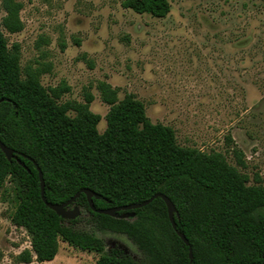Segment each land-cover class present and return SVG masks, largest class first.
<instances>
[{
	"label": "trees",
	"instance_id": "16d2710c",
	"mask_svg": "<svg viewBox=\"0 0 264 264\" xmlns=\"http://www.w3.org/2000/svg\"><path fill=\"white\" fill-rule=\"evenodd\" d=\"M6 12L3 26L10 33L23 30V3L1 0ZM137 13L166 17L169 0H125ZM20 46L9 47L0 30V139L17 154L29 156L41 167L45 196L63 203L82 188L94 190L98 208L139 203L161 192L175 204L173 227L163 198L134 210V217L119 218L90 208L85 193L75 204L86 208L100 231L126 235L142 252L135 260L121 249L106 252L105 242L93 231L76 227L82 216L63 219L42 197L39 171L19 155L10 161L0 148V190L6 180L14 187L17 205L12 222L27 230L32 248L21 262L52 261L60 241L101 255L94 264H264V176L250 183L248 174L232 165L221 152H206L178 142L175 129L153 122L143 101L134 94L119 99L110 83H99L102 100L110 106L107 128L100 132L101 115L85 102L62 101L69 85L45 87L39 73L23 76ZM245 167L243 151L234 150Z\"/></svg>",
	"mask_w": 264,
	"mask_h": 264
},
{
	"label": "rangeland",
	"instance_id": "374dc122",
	"mask_svg": "<svg viewBox=\"0 0 264 264\" xmlns=\"http://www.w3.org/2000/svg\"><path fill=\"white\" fill-rule=\"evenodd\" d=\"M24 28L10 33L0 0V30L9 47L20 46L23 76L39 73L45 87L67 84L62 101L85 102L107 128L110 106L100 95L106 81L119 99L134 94L155 122L172 126L178 142L217 151L254 183L264 176V0H169L166 17L137 13L125 0H19ZM243 151L246 166L234 150ZM12 183L0 190V264H94L97 252L60 241L57 256L20 261L31 237L11 216ZM76 227L93 231L106 252L121 249L139 261L142 252L126 236L100 231L82 207Z\"/></svg>",
	"mask_w": 264,
	"mask_h": 264
},
{
	"label": "water",
	"instance_id": "95a60500",
	"mask_svg": "<svg viewBox=\"0 0 264 264\" xmlns=\"http://www.w3.org/2000/svg\"><path fill=\"white\" fill-rule=\"evenodd\" d=\"M0 148L2 149L4 154L6 155L7 159H9L10 161H12L13 159H16L19 163H21L22 165H25L24 162H22L21 159L19 158V155H20V156L28 158L34 162L35 166L37 167V170L39 171L43 200L46 202V204L51 209H53L63 219L74 220V219H76L82 215V209H81L82 207L75 204L77 198L80 196L81 193L86 194L88 201H89L90 208L93 211H96V212L101 213V214H107V215H110L113 217H119V218L134 217L135 212H131V210L141 208V207L151 203L157 197L163 198L164 201L166 202L167 207H168L169 217H170V220H171L173 227L177 230V233L179 234V236L185 241V243L190 248V256L189 257H190L191 262H192V260L194 258L193 257L194 254H193V249L190 245V241L188 240L186 235L177 228V223L175 221V214L179 215L178 210H177L175 204L173 203V201L164 193L159 192V193L155 194L154 196L150 197L149 199H146V200L139 202V203H130V204H126V205L108 207V208H98L93 203V198L99 197L98 194L92 189L82 188L79 192H77L71 199H69L66 202L51 203V202L47 201L46 196H45L46 183L44 182L45 180H44V176H43V171H42L41 167L38 165V163L35 160H33L32 158H30L29 156H25L21 153L17 154L14 149L5 145V143H3L1 141V139H0Z\"/></svg>",
	"mask_w": 264,
	"mask_h": 264
}]
</instances>
